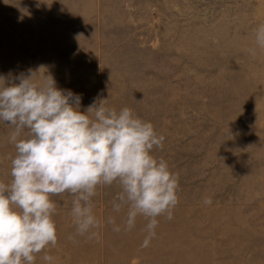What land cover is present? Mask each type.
Listing matches in <instances>:
<instances>
[{"label": "rangeland", "instance_id": "obj_1", "mask_svg": "<svg viewBox=\"0 0 264 264\" xmlns=\"http://www.w3.org/2000/svg\"><path fill=\"white\" fill-rule=\"evenodd\" d=\"M261 24L264 0H0L5 86L51 75L81 97V111L103 100L130 108L165 137L153 154L178 176L173 218H157L148 247L144 217L131 231L107 223L126 217L127 206L112 207L118 184L99 186L92 198L98 238L77 234L72 195L53 196L58 241L45 249L52 264H264ZM12 131L0 121L5 183ZM44 254L35 264H47Z\"/></svg>", "mask_w": 264, "mask_h": 264}, {"label": "clouds", "instance_id": "obj_2", "mask_svg": "<svg viewBox=\"0 0 264 264\" xmlns=\"http://www.w3.org/2000/svg\"><path fill=\"white\" fill-rule=\"evenodd\" d=\"M255 43L264 48V24L255 30ZM254 55L255 49H250ZM0 86V121L13 131L11 181H0V264H35L37 255L52 264L45 252L58 241L53 196H73L71 215L78 235L98 238L100 221L92 198L101 185L116 183L120 193L112 202L119 213L127 206L122 225L107 220L113 231H131L138 216L147 219L141 247L156 237L158 217L173 218L178 204V176L153 154L165 137L151 122L130 108L117 111L101 101L80 110L81 97L59 89L51 75ZM22 133L25 138L18 139ZM205 205L212 199L204 197Z\"/></svg>", "mask_w": 264, "mask_h": 264}]
</instances>
